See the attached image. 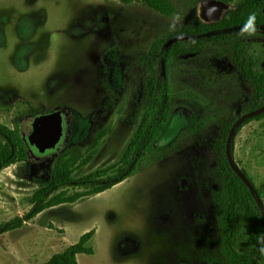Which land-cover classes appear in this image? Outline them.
<instances>
[{
	"label": "rangeland",
	"instance_id": "obj_1",
	"mask_svg": "<svg viewBox=\"0 0 264 264\" xmlns=\"http://www.w3.org/2000/svg\"><path fill=\"white\" fill-rule=\"evenodd\" d=\"M216 1L223 3L218 17L200 15L211 26L243 0ZM1 15L0 127L13 139L16 156L0 171V225L25 217L58 179L107 178L126 166L146 115L143 81L131 60L178 23L142 3L119 0H0ZM245 40L264 63V28ZM217 51L186 57L170 70L176 102L159 144L204 121L209 128L196 142L147 157L140 171L104 192L56 189L41 214L0 236V264H46L87 234L83 247L91 253L78 254V264H227L212 142L219 116L239 117L247 109L251 86ZM29 107L62 113L68 129L60 147L45 153L29 140L35 118L46 114L21 120ZM99 130L106 133L97 140ZM234 157L264 203V118L242 127ZM253 257L264 264L258 249Z\"/></svg>",
	"mask_w": 264,
	"mask_h": 264
},
{
	"label": "trees",
	"instance_id": "obj_2",
	"mask_svg": "<svg viewBox=\"0 0 264 264\" xmlns=\"http://www.w3.org/2000/svg\"><path fill=\"white\" fill-rule=\"evenodd\" d=\"M119 1L123 4L142 3L167 17L178 18L173 30L169 29L158 36L148 50L139 51L131 60L130 68L134 71L138 70L143 81L141 100L146 115L128 151L126 166L118 174L107 178L90 177L75 182L58 179L53 186L36 196L31 212L25 217H18L1 224L0 236L22 228L25 223L41 214L48 198L58 188L74 185L91 188L95 193L104 192L140 171L147 157L159 152L166 153L182 144L184 140L196 142L200 132L209 128L205 126L204 121L198 122L195 127L183 130L168 144H159L172 119L171 110L176 102V98L170 94L172 78L170 70L186 57L218 49L216 56L227 58L236 73L251 86V95L244 103L247 106L244 113L264 105V71L260 70V66L264 63H261V58L255 60L252 57L250 44L238 32L251 13L256 14V27L264 28V0L240 1L212 26L209 20L200 17V7L205 0ZM223 1L229 4L233 0ZM102 108H105V105ZM46 111L48 110L45 108L29 107L21 120ZM218 118H220L219 131L215 141L212 142V149L222 183L220 194L223 202L218 211V222L223 239V256L227 264H259L253 257V252L260 247L258 237L264 234V218L250 190L230 166L226 154L227 138L238 117L219 116ZM263 118L264 112L245 119L236 129L230 148L233 156L235 138L242 127L253 120ZM105 133V130L97 131L96 139H101ZM203 138L204 136L199 141L203 142ZM76 148L77 146H71L69 150L73 151ZM15 156L16 145L13 139L0 127V171L14 164ZM250 180L252 181L251 178ZM242 187L245 188V193L249 195L252 204L243 193ZM90 237L91 234H87L79 244L68 247L46 264H78V254L91 253L83 247Z\"/></svg>",
	"mask_w": 264,
	"mask_h": 264
},
{
	"label": "water",
	"instance_id": "obj_3",
	"mask_svg": "<svg viewBox=\"0 0 264 264\" xmlns=\"http://www.w3.org/2000/svg\"><path fill=\"white\" fill-rule=\"evenodd\" d=\"M222 8H223V3L220 1H216V0L204 1L202 9L200 11V15H201V17H205V18H215V17L219 16V11H221ZM263 112H264V105H262L261 107L255 109V110L244 113L238 117V119L234 122L233 126L231 127L228 138H227L226 154H227V158H228L230 166L232 167L234 172L240 177V179L246 184V186L250 190V192H251V194H252V196H253V198H254V200H255V202H256V204H257V206L261 212V215L264 218V203H263V200L259 194V191H258L256 185L250 180V178L247 176V174L244 172V170H242V168L239 166V164L235 160V158L232 155L231 150H230L231 143H232V140L234 138L236 129L241 125V123L245 119L257 116Z\"/></svg>",
	"mask_w": 264,
	"mask_h": 264
},
{
	"label": "flooded vegetation",
	"instance_id": "obj_4",
	"mask_svg": "<svg viewBox=\"0 0 264 264\" xmlns=\"http://www.w3.org/2000/svg\"><path fill=\"white\" fill-rule=\"evenodd\" d=\"M36 127L31 130L29 140L42 152H50L60 147L67 138V121L59 110H51L35 118Z\"/></svg>",
	"mask_w": 264,
	"mask_h": 264
},
{
	"label": "clouds",
	"instance_id": "obj_5",
	"mask_svg": "<svg viewBox=\"0 0 264 264\" xmlns=\"http://www.w3.org/2000/svg\"><path fill=\"white\" fill-rule=\"evenodd\" d=\"M175 28V23L170 25V30H173ZM257 33V27H256V14L251 13L249 14L246 22L241 26L239 30V35L244 38H250L255 36ZM258 243L260 245L259 252L261 255H264V234H261L258 237Z\"/></svg>",
	"mask_w": 264,
	"mask_h": 264
},
{
	"label": "crops",
	"instance_id": "obj_6",
	"mask_svg": "<svg viewBox=\"0 0 264 264\" xmlns=\"http://www.w3.org/2000/svg\"><path fill=\"white\" fill-rule=\"evenodd\" d=\"M3 19L6 21V16L5 15H1L0 16V20H3Z\"/></svg>",
	"mask_w": 264,
	"mask_h": 264
}]
</instances>
